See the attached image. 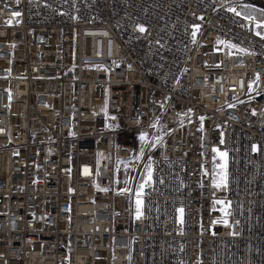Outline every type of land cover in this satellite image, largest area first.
Wrapping results in <instances>:
<instances>
[{"label":"built area","instance_id":"1","mask_svg":"<svg viewBox=\"0 0 264 264\" xmlns=\"http://www.w3.org/2000/svg\"><path fill=\"white\" fill-rule=\"evenodd\" d=\"M236 5L264 0H0V264H264V36ZM117 159L151 163L140 218Z\"/></svg>","mask_w":264,"mask_h":264},{"label":"rangeland","instance_id":"2","mask_svg":"<svg viewBox=\"0 0 264 264\" xmlns=\"http://www.w3.org/2000/svg\"><path fill=\"white\" fill-rule=\"evenodd\" d=\"M232 10L237 13L238 15L245 17V18H251L254 22L253 27L251 28V31L257 33L260 36H264V9L258 6L254 5H236L232 7ZM15 22H19V18H15ZM195 32V36L199 34V28H195L193 30ZM222 46V45H221ZM220 50V47L217 49V51ZM143 136V135H142ZM140 136L138 138V141L136 143L135 149L137 153V160L142 157V152L144 150V142L143 139H141ZM216 151H212V173H211V182L213 184V179L216 180V183L220 186L226 184L227 180V154L224 151H220L219 149H215ZM221 153H224L225 155L221 156ZM123 161H118L115 167L116 174H115V180H114V189L117 191H122L123 188H130L132 189L133 179L135 172L132 171L129 172L125 170ZM150 165V169L149 166ZM149 172L151 173V163L147 162L144 164L140 175L138 176L136 187H135V199H134V216L137 218V199L140 201V215L142 212L143 202L139 195L141 194L139 190V186L143 183L147 182L149 177ZM151 176V175H150ZM226 176V179H225ZM139 192V195H138ZM220 205V204H219Z\"/></svg>","mask_w":264,"mask_h":264},{"label":"bare ground","instance_id":"3","mask_svg":"<svg viewBox=\"0 0 264 264\" xmlns=\"http://www.w3.org/2000/svg\"><path fill=\"white\" fill-rule=\"evenodd\" d=\"M118 161H123V162H125V163H124V168H125L126 171L129 172V175H130V172L134 171V170H131V171H130V170H129V167H128V165H127L128 162L133 161L132 159H127V160H118V159H117V160H115V167H116V164H117ZM137 179H138V177L135 178V174H134V179H133V184H134V186H133L132 189H130V188H126V189L123 188L122 191H117V190L114 189V186H113V191L116 192V193L126 192V193H129V194H132V196H133V199H132V209H133V214H134V208H133V206H134V199H135V197H136V195H135V187H136ZM145 183H147V182H145ZM145 183H143L142 185H144ZM139 190H140V192H141V194L139 195V197H140L141 200H142V197H141V196H142V191H141L140 186H139ZM142 202H143V200H142ZM142 208H143V207H142ZM84 212H85V211L82 210V211H80V214H83ZM74 229H75V228H74ZM47 256L50 257V254H47ZM241 256H242V258L238 260V264H251V251H250L249 248H247V249L245 250V252H242V253H241ZM58 262H59V258H54V260H53V264H57Z\"/></svg>","mask_w":264,"mask_h":264},{"label":"snow or ice","instance_id":"4","mask_svg":"<svg viewBox=\"0 0 264 264\" xmlns=\"http://www.w3.org/2000/svg\"><path fill=\"white\" fill-rule=\"evenodd\" d=\"M19 15H20L19 12H14L13 13V16H15V17H19ZM139 30L141 32H143L144 31V28L143 27H140ZM193 36H195V32H193ZM141 139H144V137L142 136ZM213 151H216V150L214 149ZM223 155H225V154L224 153H221V156H223ZM148 167L150 169V165ZM150 175H151V173L149 172V177H150ZM225 179H226V176H225ZM143 186L144 185H140V188H142ZM213 186L214 187H220V185L216 183V180L215 179H213ZM138 195H139V192H138ZM217 203H220V202L217 201ZM139 205H140V201H139V199H137V218H140V207H139ZM180 211L182 212L183 210L181 209Z\"/></svg>","mask_w":264,"mask_h":264}]
</instances>
